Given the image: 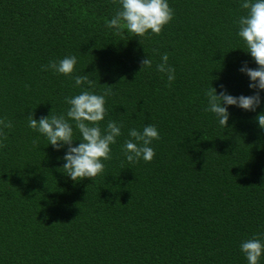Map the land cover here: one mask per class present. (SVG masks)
Here are the masks:
<instances>
[{
    "label": "trees",
    "instance_id": "trees-1",
    "mask_svg": "<svg viewBox=\"0 0 264 264\" xmlns=\"http://www.w3.org/2000/svg\"><path fill=\"white\" fill-rule=\"evenodd\" d=\"M243 2L168 0L174 17L162 32L135 37L106 26L119 0H0V119L13 124L0 147V264H248L241 242L264 234V90L240 70L258 67L234 23ZM164 53L171 87L156 70ZM71 55L72 76L42 70ZM84 74L95 94L112 88L102 131L123 127L104 172L73 181L60 170L68 146L48 144L27 116L66 114L65 97L88 87L75 86ZM212 86L259 91L261 104L228 105L221 126L205 111ZM147 124L160 135L155 156L129 163V130Z\"/></svg>",
    "mask_w": 264,
    "mask_h": 264
},
{
    "label": "clouds",
    "instance_id": "clouds-1",
    "mask_svg": "<svg viewBox=\"0 0 264 264\" xmlns=\"http://www.w3.org/2000/svg\"><path fill=\"white\" fill-rule=\"evenodd\" d=\"M115 3L116 0H113ZM121 8L115 15L107 21L106 26L117 31L126 28L135 37H144L152 32L159 35L164 26L174 17V10L170 7L168 0H119ZM241 7L247 10L246 15L239 17L238 35L245 42V49L250 53L256 68L247 66L240 70L246 73L251 83L252 89L264 90V0H244ZM169 56L164 53L161 63L156 65V70L167 75L168 87L175 80V69L168 64ZM78 59L75 55L64 57L59 61L50 60L48 64L42 65V70H52L65 76H72ZM152 59L148 57L141 61L142 67L151 68ZM76 87H84L80 94L65 97L66 104L69 105L66 114L55 115L53 109L49 116L35 118L34 111L27 116L28 126L34 131L43 134L48 144L57 150L67 145V152L63 159L66 161L61 167V171L69 176L73 181H80L84 178H92L104 172L103 161L111 159V145L117 142V137L122 135V124L109 121L106 129L102 131L100 122L107 114L106 97L113 94L112 88L107 87L102 90L103 94H95L92 89L95 81L89 75H76L73 77ZM223 88L224 86L221 85ZM205 95L208 100V107L205 111H210L218 118L221 126H227L230 118L228 105H236L242 109L255 111L261 104L260 92L255 95H240L239 97L222 91L219 94L215 87L206 90ZM256 119L259 126L264 129V113L259 114ZM71 121L75 122L76 129L81 134V143L73 145L74 129ZM13 124L7 119H0V147H5L8 139L5 129H11ZM160 135L154 124H147L142 131L132 128L129 130V139L123 144V154L129 163H137L142 158L145 162H151L155 156V150L150 145L153 140H159ZM33 144L38 146V139L33 140ZM257 234L250 239L241 242L240 248L245 255L248 264H259L264 256V239Z\"/></svg>",
    "mask_w": 264,
    "mask_h": 264
}]
</instances>
